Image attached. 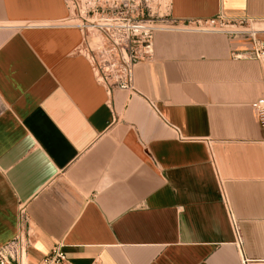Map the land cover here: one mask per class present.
<instances>
[{
	"label": "crops",
	"instance_id": "1",
	"mask_svg": "<svg viewBox=\"0 0 264 264\" xmlns=\"http://www.w3.org/2000/svg\"><path fill=\"white\" fill-rule=\"evenodd\" d=\"M169 1L177 22L264 17V0ZM69 14L0 0V247L27 241L8 264L56 245L54 264H264V69L231 58L251 42L157 32L133 90H109Z\"/></svg>",
	"mask_w": 264,
	"mask_h": 264
},
{
	"label": "built area",
	"instance_id": "2",
	"mask_svg": "<svg viewBox=\"0 0 264 264\" xmlns=\"http://www.w3.org/2000/svg\"><path fill=\"white\" fill-rule=\"evenodd\" d=\"M64 1L70 12L65 24L76 27L82 35L78 52L88 58L95 78L109 90H133L135 65L153 57L155 33L185 30L191 24L198 31L221 34L228 39H248L250 48L233 50L231 58H252L264 69V41L259 37L264 34V17L228 18L218 14L203 20L177 22L170 14L169 0ZM251 107L259 122L264 124V98L252 102ZM229 217L234 243L241 251L243 240L237 221L231 214ZM26 242L19 236L0 247V264H8L9 259L19 262ZM64 260L60 246L56 245L41 264ZM245 263L243 259L242 264Z\"/></svg>",
	"mask_w": 264,
	"mask_h": 264
},
{
	"label": "rangeland",
	"instance_id": "3",
	"mask_svg": "<svg viewBox=\"0 0 264 264\" xmlns=\"http://www.w3.org/2000/svg\"><path fill=\"white\" fill-rule=\"evenodd\" d=\"M179 28V27H178ZM180 28H184V27H180ZM186 29L185 30H179V32H182V33H190V34H196V35H203V34H209V33H206V32H202V31H198L197 28L191 24L190 26L188 27H185ZM194 29V30H193ZM178 32V31H176ZM221 35V34H220ZM224 36V35H223Z\"/></svg>",
	"mask_w": 264,
	"mask_h": 264
},
{
	"label": "bare ground",
	"instance_id": "4",
	"mask_svg": "<svg viewBox=\"0 0 264 264\" xmlns=\"http://www.w3.org/2000/svg\"><path fill=\"white\" fill-rule=\"evenodd\" d=\"M23 263V262H22Z\"/></svg>",
	"mask_w": 264,
	"mask_h": 264
}]
</instances>
